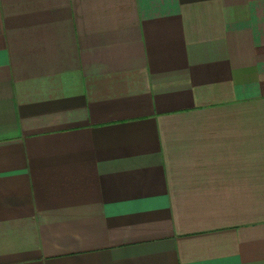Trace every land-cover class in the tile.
<instances>
[{"label": "crops", "instance_id": "0c3cea01", "mask_svg": "<svg viewBox=\"0 0 264 264\" xmlns=\"http://www.w3.org/2000/svg\"><path fill=\"white\" fill-rule=\"evenodd\" d=\"M0 264H264V0H0Z\"/></svg>", "mask_w": 264, "mask_h": 264}]
</instances>
